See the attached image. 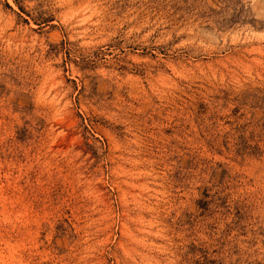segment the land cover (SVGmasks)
I'll list each match as a JSON object with an SVG mask.
<instances>
[{
  "label": "rangeland",
  "instance_id": "rangeland-1",
  "mask_svg": "<svg viewBox=\"0 0 264 264\" xmlns=\"http://www.w3.org/2000/svg\"><path fill=\"white\" fill-rule=\"evenodd\" d=\"M0 264H264V0H0Z\"/></svg>",
  "mask_w": 264,
  "mask_h": 264
}]
</instances>
